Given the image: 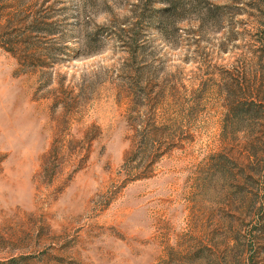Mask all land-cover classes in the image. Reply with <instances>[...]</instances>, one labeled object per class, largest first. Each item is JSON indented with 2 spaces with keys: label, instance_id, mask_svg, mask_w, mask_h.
<instances>
[{
  "label": "rangeland",
  "instance_id": "rangeland-1",
  "mask_svg": "<svg viewBox=\"0 0 264 264\" xmlns=\"http://www.w3.org/2000/svg\"><path fill=\"white\" fill-rule=\"evenodd\" d=\"M166 6L0 0V264H264V0Z\"/></svg>",
  "mask_w": 264,
  "mask_h": 264
},
{
  "label": "trees",
  "instance_id": "trees-1",
  "mask_svg": "<svg viewBox=\"0 0 264 264\" xmlns=\"http://www.w3.org/2000/svg\"><path fill=\"white\" fill-rule=\"evenodd\" d=\"M162 3L167 5L164 9V15L166 13H171L174 0H161ZM167 15V14H166ZM14 18H11L6 26H0V47L11 56H13L18 64H45L43 58L47 56L46 47H38L32 41V37L25 34H18L17 30H13L15 27ZM38 24H43V22H38ZM240 104L237 105L239 107ZM150 133H145L137 135V137L143 138V145L146 144V138H149ZM142 152H140L141 154ZM139 155V154H138ZM156 160L153 159L151 163H154Z\"/></svg>",
  "mask_w": 264,
  "mask_h": 264
}]
</instances>
